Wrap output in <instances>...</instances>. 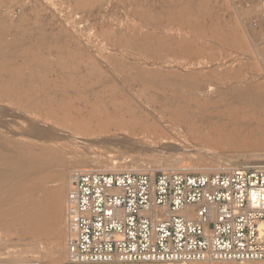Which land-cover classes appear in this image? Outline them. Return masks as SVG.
<instances>
[{"label":"rangeland","instance_id":"obj_1","mask_svg":"<svg viewBox=\"0 0 264 264\" xmlns=\"http://www.w3.org/2000/svg\"><path fill=\"white\" fill-rule=\"evenodd\" d=\"M252 16L231 0H0V264H70L71 172L264 166V108L244 106L264 105ZM20 158L42 166L18 190Z\"/></svg>","mask_w":264,"mask_h":264},{"label":"built area","instance_id":"obj_2","mask_svg":"<svg viewBox=\"0 0 264 264\" xmlns=\"http://www.w3.org/2000/svg\"><path fill=\"white\" fill-rule=\"evenodd\" d=\"M253 30L264 0H231ZM66 225L70 264L264 262V166L71 174Z\"/></svg>","mask_w":264,"mask_h":264},{"label":"bare ground","instance_id":"obj_3","mask_svg":"<svg viewBox=\"0 0 264 264\" xmlns=\"http://www.w3.org/2000/svg\"><path fill=\"white\" fill-rule=\"evenodd\" d=\"M239 43H240V45L242 46V47H244V48H247V46H246V42H245V39H244V37L243 36H240L239 37ZM153 81V80H152ZM207 88H208V86H207ZM174 89V88H173ZM229 106H231V105H229ZM244 106H246V107H253V108H261V109H263L264 108V105H244ZM213 113H215V114H217L216 116H213V115H211V116H206V115H204V116H200L198 113L196 114V115H198V116H200L201 118H204V119H212V120H214V121H217L218 123H221V124H223V122H230V120H231V117H230V115H228V114H223L224 112H221V113H217V111H213V112H210V114H213ZM223 118H227V119H223ZM3 148H5V147H3ZM2 148V149H3ZM8 152V151H7ZM220 156V155H219ZM223 158V157H222ZM83 160V159H82ZM83 161H85V160H83ZM67 163V162H66ZM65 163V164H66ZM90 164L88 163V165L86 164V166H89ZM92 165V164H91ZM90 165V166H91ZM94 165V164H93ZM42 165L40 164V163H38L37 161H33V160H31V159H27V158H25V159H23V158H20V161H18L17 162V164H15V166H14V171L15 172H17V173H20L21 174V176H20V178H19V184H18V190H20L21 188H19V187H21V185H22V183H23V181L25 180V177H29V175L30 174H34V171L35 170H39V168L41 167ZM94 167V166H93ZM96 167V166H95ZM109 167V166H108ZM237 167H240V166H235V167H229V168H227V169H232V168H237ZM97 168V167H96ZM103 168V167H102ZM101 168V166H100V168H97V169H92V168H89V167H87V168H83V169H80V170H92V171H104V172H121V171H137V172H156V170H154V169H149V170H146V169H141V170H133V169H129V168H127V169H121V170H114V168H111V169H113V170H111V169H108V168H105V169H102ZM116 169V168H115ZM227 169H215V170H217L216 172H221V171H224V170H227ZM1 170V169H0ZM173 170V169H172ZM211 170H213V169H206L205 171H203V173H201V174H209L208 173V171H211ZM221 170V171H220ZM163 171H169V169L167 170H163ZM183 171H186V170H183ZM202 172V171H201ZM71 173H73V172H71ZM63 178H65L64 177V174L63 173H59V174H57L55 177H54V181L55 182H61L62 180H63ZM70 185H71V175L70 176H67L66 177V182H65V184L63 185V187H62V194H63V191L64 192H66V193H68L69 192V189H70ZM17 189H15L14 190V192L15 191H17ZM15 193H17V192H15ZM68 195V194H67ZM60 198H61V196H60ZM59 198V199H60ZM28 199H30V198H28ZM67 237V236H66ZM66 237H64L65 239H64V241L66 240ZM67 239H69V237H67ZM196 264H205V263H196ZM214 264H236V263H214ZM244 264H264V262H255V263H244Z\"/></svg>","mask_w":264,"mask_h":264}]
</instances>
